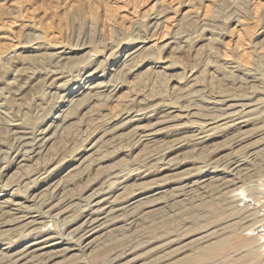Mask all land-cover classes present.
Returning a JSON list of instances; mask_svg holds the SVG:
<instances>
[{"label": "rangeland", "instance_id": "obj_1", "mask_svg": "<svg viewBox=\"0 0 264 264\" xmlns=\"http://www.w3.org/2000/svg\"><path fill=\"white\" fill-rule=\"evenodd\" d=\"M263 242L264 0H0V264Z\"/></svg>", "mask_w": 264, "mask_h": 264}, {"label": "bare ground", "instance_id": "obj_2", "mask_svg": "<svg viewBox=\"0 0 264 264\" xmlns=\"http://www.w3.org/2000/svg\"><path fill=\"white\" fill-rule=\"evenodd\" d=\"M230 112V111H229ZM240 119V118H239ZM255 148V147H254ZM239 161V160H238ZM244 163V162H243ZM228 165V164H227ZM239 167V166H238ZM237 167V168H238ZM245 167V166H244ZM251 167V166H250ZM233 168V167H232ZM228 169V168H227ZM252 170V169H251ZM211 172V171H210ZM252 172V171H251ZM257 172V171H256ZM232 173V172H231ZM255 173V172H254ZM224 177V176H223ZM216 178V177H215ZM226 178V177H225ZM214 179V178H213ZM211 180H212V178H211ZM227 180V179H226ZM238 180V179H237ZM223 181V180H222ZM193 182V181H192ZM196 182V181H195ZM205 182V181H204ZM194 183V182H193ZM216 183V182H215ZM190 184H192V183H190ZM227 197V196H226ZM234 198V197H233ZM100 199V198H99ZM31 200V199H30ZM101 200V199H100ZM99 201V200H98ZM97 202V201H96ZM103 206H105V205H103ZM100 208V207H99ZM127 208V207H126ZM15 209V208H14ZM110 209V208H109ZM251 211V210H250ZM254 211V210H253ZM94 213V212H93ZM250 213V212H249ZM22 214V213H21ZM246 214H248V213H246ZM241 217V216H240ZM248 218V217H247ZM242 220V219H241ZM243 220H245V219H243ZM260 220V219H259ZM255 221V220H254ZM87 222V221H86ZM249 223V222H248ZM250 225V224H249ZM91 226V225H90ZM252 226V225H251ZM104 227V226H103ZM99 229V228H98ZM239 229V228H238ZM85 230V229H84ZM89 230V229H88ZM227 230V229H226ZM228 231V230H227ZM96 232V231H95ZM253 233V232H252ZM263 233V232H262ZM104 234V233H103ZM51 235V234H50ZM53 235V234H52ZM99 235V234H98ZM231 235V234H230ZM257 235V234H256ZM95 236V235H94ZM223 236V235H222ZM242 237V236H241ZM46 238V237H45ZM91 238V237H90ZM47 239V238H46ZM214 239V238H213ZM240 239V238H239ZM45 240V239H44ZM65 240V239H64ZM48 241V240H47ZM216 241V240H215ZM227 241V240H226ZM257 241V240H256ZM52 242V241H51ZM38 243V242H37ZM214 243V242H213ZM264 243V242H263ZM51 244V243H50ZM54 244V243H53ZM87 244V243H86ZM47 245V244H46ZM232 245V244H231ZM30 246V245H29ZM41 246V245H40ZM83 246V245H82ZM208 246V245H207ZM214 246H216V245H214ZM235 246V245H234ZM28 247V246H27ZM90 247V246H89ZM211 247V249H212V247H213V245H211L210 246ZM257 247V246H256ZM260 247V246H259ZM27 249V248H26ZM42 249V248H41ZM223 249H225L224 247H223ZM31 250V249H30ZM56 250V249H55ZM65 250V249H64ZM214 250V249H213ZM26 251V250H25ZM24 251V252H25ZM44 251V250H43ZM51 251V250H50ZM63 251V250H62ZM23 252V253H24ZM31 252V251H30ZM39 252H40V249H39ZM46 252V251H45ZM44 252V253H45ZM57 252V251H56ZM206 252H208L207 250H206ZM224 252V251H223ZM245 252V251H244ZM250 252V251H249ZM29 253V252H28ZM35 253V252H34ZM53 253H55V252H53ZM59 253V252H58ZM213 253V252H212ZM42 254V253H41ZM47 254H48V252H47ZM57 254V253H56ZM210 254H211V252H210ZM251 254V253H250ZM32 255V254H31ZM37 255H39L38 253H36V256ZM205 255H207V254H205ZM239 255V254H238ZM68 256V255H67ZM227 256V255H226ZM237 256V255H236ZM33 257V256H32ZM31 257V258H32ZM71 257V256H70ZM232 258V257H231ZM253 258V257H252ZM27 259V258H26ZM30 259V258H29ZM254 260V259H253ZM38 261V260H37ZM251 261V260H250ZM7 263V262H6ZM220 263H221V261H220ZM247 263V262H246ZM263 263V262H262ZM219 264V263H218Z\"/></svg>", "mask_w": 264, "mask_h": 264}]
</instances>
